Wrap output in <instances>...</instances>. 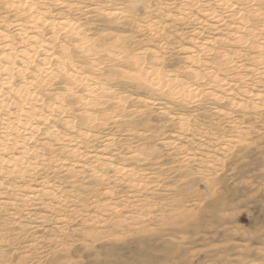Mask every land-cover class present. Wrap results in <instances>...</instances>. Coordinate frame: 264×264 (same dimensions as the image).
Returning a JSON list of instances; mask_svg holds the SVG:
<instances>
[{
    "label": "rangeland",
    "instance_id": "rangeland-1",
    "mask_svg": "<svg viewBox=\"0 0 264 264\" xmlns=\"http://www.w3.org/2000/svg\"><path fill=\"white\" fill-rule=\"evenodd\" d=\"M37 1L36 12L48 11L45 18L79 25L99 51L100 80L119 102L97 114L103 125L92 128L96 137L87 149L110 156L113 167L136 171L134 179L144 186L133 188L111 166L100 165L101 159H88L73 173L38 172L27 183L8 176L4 185L25 186L8 197L13 203L0 207V264H264V63L259 65L249 38L241 46L233 29L216 33L205 21V9L218 0L192 5L183 16L187 0H59V6ZM258 7L264 13V5ZM245 15L258 35L264 17ZM24 16L5 11L0 2V30L12 36L16 21L27 26L30 14ZM48 30L41 32L50 35ZM207 39L213 40L210 50L199 51L191 63L190 48ZM255 40L259 44L261 36ZM112 47L121 50L125 62L106 63L103 50ZM69 50L76 63L87 66V59ZM226 57L244 68L232 69ZM137 59L197 88V101L183 104L167 92L143 87L136 79ZM251 67L259 70L250 72ZM207 72L230 83L231 92L213 86ZM39 135L30 145L44 141ZM44 153L56 158L60 151ZM45 176L59 185L58 206L43 196L39 202L17 201Z\"/></svg>",
    "mask_w": 264,
    "mask_h": 264
},
{
    "label": "bare ground",
    "instance_id": "bare-ground-1",
    "mask_svg": "<svg viewBox=\"0 0 264 264\" xmlns=\"http://www.w3.org/2000/svg\"><path fill=\"white\" fill-rule=\"evenodd\" d=\"M36 1H0L3 3L5 11L15 16L21 15L25 17L24 14H30V17L28 16L29 21L26 23L27 26L24 27L19 21L15 22V34L12 36L4 32L6 30L5 27L4 31L0 30V207L6 203H13L14 199L11 200L8 197L16 190L25 186L18 182L22 180L24 182H31L37 179L38 172L44 171L49 173L57 171H60V173L61 171L73 173L76 167L83 169L84 162L88 159L94 163L101 159L100 165L111 166L112 172L120 178L126 177L127 183L131 184L133 188L138 185L144 186L142 183L138 184L136 179H134L137 174L136 171L134 172L124 166L113 167L109 158L110 156L107 158L87 149V146L96 137V134L92 133V128L103 125L102 120L98 118L97 114L104 111L106 104L116 106L115 108H117L120 106L119 102L114 101V96L107 82L100 80L99 73L103 70V66L96 59L99 51L94 49L93 43L83 34V31L81 32L79 25L67 18H45V14L48 11L45 13L42 10L43 13L36 12V9L40 6L37 7L36 3L38 1ZM50 1L57 6L62 4L59 0ZM202 1L205 0H187L182 16L189 15L190 7L198 5ZM205 3H208V1H205ZM259 4L264 5V0H218L212 4L211 8L205 9L204 19L209 22L208 24L216 33L223 27L233 29L232 36H234L236 42L242 43L241 46L249 38L251 44L256 45L258 49L257 54L261 57L259 61L260 65L264 63V25L260 29V33L258 32V35L261 36V42L258 44L255 40L258 35L253 33L252 29L248 26V17L246 18L245 15V13H250L256 20L262 19L264 13L261 12L262 9L259 10ZM245 5L246 9L242 8L241 10L240 7H244ZM39 8L41 9V7ZM228 19L230 20L229 23H227ZM13 22L11 21V23ZM44 28L50 30V35L46 33L47 35L44 36L41 32ZM60 37L71 40L72 43H60L61 41H58ZM57 42L58 46L55 45ZM212 42V39H207L199 44L196 49L193 50L195 46L190 48L191 52H189L190 54L187 56V59L191 63H195L198 52L210 50ZM69 47H72L83 59H87L86 67L83 66L84 62L76 63L72 59ZM103 55L106 56L107 64L122 63L126 60L121 50L115 47L104 49ZM224 60L229 61V58L226 57ZM36 62H39V64H36ZM133 62L134 66L138 69L136 79L139 80V84L143 85V87L151 89L152 92H167L168 96L171 95L174 100H184L183 104L197 101L200 92L191 84L186 85L180 83V81L178 82L170 72L162 71L158 67L156 69L145 67L144 62L142 63L140 59ZM228 63L232 64V69L234 67L244 68V64L241 63L237 66L233 61H229ZM148 66L151 65L149 64ZM258 70L256 67H251L250 72L256 73ZM260 70V73L264 77V66ZM187 72L194 77L199 76L196 70L188 69ZM206 75L210 77L209 82L213 86L229 93L231 85L225 79L222 77L218 78L212 72H209V74L207 72ZM254 96L250 93L248 97L255 98ZM213 97L215 98L216 95L214 94ZM262 99L263 97L260 100ZM107 118L110 120L111 117L107 115ZM81 123L82 126L80 127ZM181 125V128L184 127V123ZM39 133L41 136H44V141L41 139L43 142L30 145L32 141H37L34 138ZM229 141H227L228 144ZM110 144V141H106L104 146L108 148L111 146ZM45 150H48L50 155L55 153L56 150H59L60 153L56 158H48L44 153ZM91 171L90 174L93 177H98L100 180L103 179L102 173L95 169ZM8 176L13 177L17 181L22 180L14 182L12 185L8 183L4 185L3 181H6L7 179L5 180V178ZM48 179L47 176L41 178L37 185L29 188L25 194L22 193L23 195H21L20 200L18 199L17 201L32 203L37 202L43 196L52 200L49 203L51 206H58L63 200L60 198L61 195L58 194L59 185L51 183ZM106 207L108 206L106 205ZM107 211L109 210L107 209ZM103 212L105 213L106 211ZM59 219L61 221L64 220L63 217H59Z\"/></svg>",
    "mask_w": 264,
    "mask_h": 264
}]
</instances>
